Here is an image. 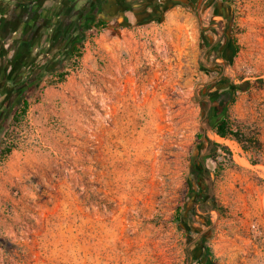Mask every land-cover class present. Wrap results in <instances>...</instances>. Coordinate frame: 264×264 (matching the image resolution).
Masks as SVG:
<instances>
[{
  "label": "rangeland",
  "instance_id": "374dc122",
  "mask_svg": "<svg viewBox=\"0 0 264 264\" xmlns=\"http://www.w3.org/2000/svg\"><path fill=\"white\" fill-rule=\"evenodd\" d=\"M143 2L154 17L91 20L0 115V264H264V0ZM227 84L258 152L205 130L203 90ZM201 130L217 210L204 180L188 198Z\"/></svg>",
  "mask_w": 264,
  "mask_h": 264
},
{
  "label": "crops",
  "instance_id": "0c3cea01",
  "mask_svg": "<svg viewBox=\"0 0 264 264\" xmlns=\"http://www.w3.org/2000/svg\"><path fill=\"white\" fill-rule=\"evenodd\" d=\"M94 1L0 0L1 97H6L4 89L33 62L50 54L57 56L63 41L74 34L81 12ZM139 1L143 0H107L101 4L97 17L118 20L126 15L123 10ZM91 20V14L86 15L84 24Z\"/></svg>",
  "mask_w": 264,
  "mask_h": 264
},
{
  "label": "trees",
  "instance_id": "16d2710c",
  "mask_svg": "<svg viewBox=\"0 0 264 264\" xmlns=\"http://www.w3.org/2000/svg\"><path fill=\"white\" fill-rule=\"evenodd\" d=\"M106 1L107 0H95L94 3L90 5L88 10L81 12V16L77 20L78 23L76 25L74 34H72L69 39L63 41L62 45L58 49V59L61 61L66 60L73 54L77 53L78 48H81V42L85 37L86 32L90 29L87 23L84 24V18L86 15L91 14L92 20L95 19L92 25L99 26L105 24V20L100 19L97 16L99 14L101 4ZM52 57H56V55L52 56L50 54V56L43 60V64H41L42 60L35 61L27 68L25 73H19L14 81V86L12 87V98L5 104V109L8 112L11 110L20 109L23 115L28 104V98L34 92L35 87L41 78V74L44 69V66L42 65L49 63V59ZM51 67L52 66H50V68ZM47 68H49V66ZM61 78H63V75L59 77V79ZM236 87L238 88V86L230 84L227 87H224L213 93H209L210 87L204 88L202 97L208 98V102H205L201 105L202 112L204 113L206 110V115L204 117L205 130L212 131L215 135L222 139L235 141L245 152H258L260 150L261 143L256 135L246 134L242 128L235 127L228 119L227 107L234 102V93ZM6 91L4 93H8V95L11 92L10 91L6 93ZM205 130H201L202 135H197V137L199 139L201 138L199 144L201 145V148L203 147L202 149L207 151V154L200 159L198 157L191 159L188 165V174L190 176V180L187 181V186L189 189L188 198L193 197L195 193L193 189L195 187L202 190L199 184L201 180H204L205 194L201 199L203 209L217 210L218 208L215 205L214 198L211 196V182L209 180L208 172L203 167V160L213 157L220 145L207 138L205 135ZM251 163L257 164L256 160L252 161ZM209 203L210 207L207 208ZM190 214L191 212H186V218H190ZM4 243L5 245H8V242ZM205 255L206 258L211 255V252L207 247H205Z\"/></svg>",
  "mask_w": 264,
  "mask_h": 264
},
{
  "label": "flooded vegetation",
  "instance_id": "af4514ba",
  "mask_svg": "<svg viewBox=\"0 0 264 264\" xmlns=\"http://www.w3.org/2000/svg\"><path fill=\"white\" fill-rule=\"evenodd\" d=\"M144 1V0H143ZM143 1H139V3L137 2L136 3V6H130L132 9H133V11L135 12V7H139V8H141V11L139 12V13H137L136 15H139V14H146L147 16H151V17H154L155 16V13H157L158 12V5L157 4H155L154 6H146V7H144V9H142L143 7ZM160 4H163V3H160ZM145 5V4H144ZM126 11V9L125 10H123V13ZM124 17H125V15H124ZM42 60V62H41V64H43V58H41L40 59V61ZM38 61V60H37ZM24 72V71H23ZM26 72V71H25ZM14 81H15V79H13V81H11V84H10V86L7 88V91H6V89H4L6 92H10L9 93V95H8V93H7V95L5 94V96L6 97H4V100L2 101V106H1V108H0V115L2 116V115H8L9 114V112L5 109V104L9 101V100H11V98H12V94H13V90H12V87L14 86Z\"/></svg>",
  "mask_w": 264,
  "mask_h": 264
}]
</instances>
